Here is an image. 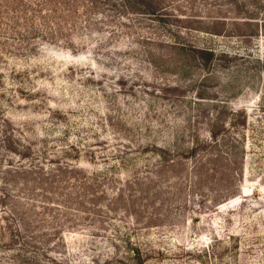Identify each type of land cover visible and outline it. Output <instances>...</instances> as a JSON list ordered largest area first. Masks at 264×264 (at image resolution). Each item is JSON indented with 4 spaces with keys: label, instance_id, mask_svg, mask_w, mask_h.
<instances>
[{
    "label": "rangeland",
    "instance_id": "1",
    "mask_svg": "<svg viewBox=\"0 0 264 264\" xmlns=\"http://www.w3.org/2000/svg\"><path fill=\"white\" fill-rule=\"evenodd\" d=\"M0 264H264V0H0Z\"/></svg>",
    "mask_w": 264,
    "mask_h": 264
}]
</instances>
